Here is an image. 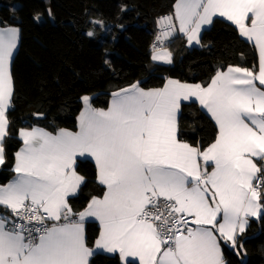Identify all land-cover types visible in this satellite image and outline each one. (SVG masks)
<instances>
[{
	"label": "snow or ice",
	"instance_id": "6c2138e0",
	"mask_svg": "<svg viewBox=\"0 0 264 264\" xmlns=\"http://www.w3.org/2000/svg\"><path fill=\"white\" fill-rule=\"evenodd\" d=\"M217 16L253 44L258 72L229 66L206 87L171 79L148 91L133 84L112 93L107 110L92 108L84 96L78 132L19 131L16 176L0 186V207L12 216L0 217V264H89L88 217L99 222L95 248L118 253L123 264H224L220 241L237 249L248 218L264 212V168L253 159L264 161V89L256 84L264 85V0H176L175 23L161 18L157 40L171 37L178 23L188 45L199 44L202 26ZM17 34L0 31V165ZM152 59L171 63L162 46ZM192 98L217 126L203 150L177 139V113ZM84 155L94 159L106 190L74 212L68 197L82 177L73 166Z\"/></svg>",
	"mask_w": 264,
	"mask_h": 264
},
{
	"label": "trees",
	"instance_id": "16d2710c",
	"mask_svg": "<svg viewBox=\"0 0 264 264\" xmlns=\"http://www.w3.org/2000/svg\"><path fill=\"white\" fill-rule=\"evenodd\" d=\"M175 2L0 0V27H17L20 31L10 71L13 95L7 111L8 135L2 142L5 163L0 168V186L15 176L12 168L21 145L19 130L41 127L52 133L74 131L84 96H91L93 108L105 109L112 93L133 84L157 89L172 78L206 87L217 71L229 66L257 72L253 44L222 17L213 18L201 34L199 46L189 48L186 39L178 36L168 47L171 63L153 62L151 43L157 32L156 18L172 13ZM89 32L94 35L88 36ZM37 114L44 118L36 119ZM178 136L203 150L215 141L217 128L197 103H186L178 117ZM74 170L82 177V184L68 201L74 212H80L93 197H101L105 187L97 181L92 162L79 159ZM0 213L7 211L0 207ZM98 233L96 223H85L89 247L94 246ZM221 244L224 264H264V212L258 219H249L245 232L237 237V249L222 240ZM89 264L123 263L117 255L95 253Z\"/></svg>",
	"mask_w": 264,
	"mask_h": 264
},
{
	"label": "crops",
	"instance_id": "0c3cea01",
	"mask_svg": "<svg viewBox=\"0 0 264 264\" xmlns=\"http://www.w3.org/2000/svg\"><path fill=\"white\" fill-rule=\"evenodd\" d=\"M175 4H176V2H175ZM175 4H174V9H173V12H172V15H173V17H174V15H175ZM217 17H219V16H217ZM215 18V17H214ZM223 18V17H222ZM175 21V20H174ZM210 25L211 24H207V25H204V26H202V29H201V32H200V34H199V39H200V37H201V34L206 30V29H208L209 27H210ZM178 27H179V25H178V23L176 24V29H177V32H178V36H181V37H184L185 39H186V37L182 34V33H180L179 31H178ZM1 28V27H0ZM9 28H11V27H5V28H2V29H9ZM186 44H187V46L189 47V48H193V47H197V46H199V44H197V43H193L191 46H189L188 45V43H187V39H186ZM255 48V47H254ZM256 52H257V50H256ZM153 53V52H152ZM257 56H258V65H257V72H258V70H259V55H258V52H257ZM151 59H152V55H151ZM154 62H156V63H159V64H161V63H164V62H161V61H154ZM166 64H170V63H166ZM227 70V69H226ZM225 70V71H226ZM11 71V70H10ZM169 79H171V80H176V79H172V78H169ZM169 79H167V80H169ZM166 80V81H167ZM166 81H165V83H166ZM176 81H178V80H176ZM180 82V81H179ZM256 82H258V81H256ZM164 83V84H165ZM181 83H184V82H181ZM259 83V82H258ZM186 84H191V83H186ZM164 86V85H163ZM163 86L161 87V88H163ZM261 86H263L264 87V85H261ZM259 87V86H258ZM141 88V87H140ZM261 88V87H260ZM143 89V88H142ZM157 89H160V88H157ZM261 89H263V88H261ZM143 90H145V91H148V90H153V89H143ZM111 101H112V97L110 98V100H109V102H108V106L105 108V109H101V110H107L108 109V107L110 106V103H111ZM89 102H90V105H91V100H89ZM191 102H194V103H197L198 104V106L201 108V110L207 115V116H209L210 118H211V116H210V114L207 112V110L206 109H204L200 104H199V102L197 101V100H195V98H192L191 100H189V101H183L182 102V104H181V107H182V105L183 104H186V103H191ZM11 105V104H10ZM91 107H92V105H91ZM10 108V107H9ZM93 108V107H92ZM95 109V108H94ZM84 110V105H83V108H82V111ZM81 111V112H82ZM81 112H80V114H81ZM180 112H181V108H180V110L178 111V113H177V139L180 141V142H183V141H181L180 139H179V136H178V117H179V114H180ZM80 114H79V116H78V119H77V123H76V129L74 130V131H70V130H66V129H64V130H66V131H69V132H73V133H75V132H78L79 131V117H80ZM212 119V118H211ZM213 121V120H212ZM214 122V121H213ZM214 124H215V122H214ZM33 128H40V129H43V130H45L46 132H49V133H51V134H53V135H55L57 132H59L60 130H58V131H56L55 133H52V132H50V131H48V130H46V129H44V128H41V127H33ZM216 128H217V126H216ZM21 130V129H20ZM19 130V131H20ZM26 130H31V129H26ZM18 139L20 140V142H21V145H20V147L18 148V150L16 151V152H18L22 147H23V142H22V140L20 139V137H19V132H18ZM184 143H186V142H184ZM192 146V145H191ZM15 152V153H16ZM76 162L79 160V159H81V160H88V161H90V162H92L95 166H96V164H95V161H94V159L91 157V156H88V155H84V156H77L76 158ZM254 159V162H256L257 163V165H258V167H259V161L260 160H257L256 158H253ZM201 167L203 168L204 167V162L201 160ZM14 164H15V154H14ZM14 164H13V166H14ZM75 165V164H74ZM3 165H0V168L2 167ZM74 167V166H73ZM214 167V165L212 164V162H209V164H208V166H207V170L210 172L211 170H212V168ZM97 169V168H96ZM75 171V170H74ZM77 174V173H76ZM78 175V174H77ZM15 176H16V173H15ZM15 176H14V178H15ZM79 176V175H78ZM13 178V179H14ZM12 179V180H13ZM12 180H10L9 182H11ZM97 181H98V179H97ZM8 182V183H9ZM8 183H6V184H8ZM5 184V185H6ZM81 184H82V182H81ZM81 184L79 185V187H78V189L76 190V192L73 194V195H71V196H69L68 198H70V197H72V196H75V195H77V193L79 192V189H80V187H81ZM102 185V184H101ZM3 186V185H2ZM104 186V185H103ZM105 187V186H104ZM106 189H104V191H105ZM103 194H104V192H103ZM103 194H102V196L101 197H99V198H102L103 197ZM4 208V207H3ZM5 210H7V209H5ZM262 214V213H261ZM0 217H4V215L2 214V213H0ZM252 218H255V219H258L257 217H249L248 218V222H249V219H252ZM73 219H76V217H73ZM218 220H222V214L221 215H219L218 216ZM53 222V221H52ZM86 222H93V223H96L97 225H98V228H99V232H100V227H99V222L98 221H96L95 220V218H92V217H88V218H86L85 219V221L83 222V226H84V234H85V223ZM54 223V222H53ZM248 225V224H247ZM239 235V234H238ZM98 236H99V233H98ZM238 237V236H237ZM85 238H86V235H85ZM98 238V237H97ZM223 241V240H222ZM220 243H221V241H220ZM223 243L225 244V245H227L228 247H230V248H232L231 247V245L230 244H228V243H225L224 241H223ZM89 247V246H88ZM89 248H92V249H94V252H93V255L95 254V253H101V254H106V255H117L118 257H119V254L118 253H107V252H104L102 249H96L95 248V243H94V246L93 247H89ZM221 251H222V258H223V250H222V244H221ZM92 255V256H93ZM91 256V257H92ZM91 257L89 258V261H90V259H91ZM120 258V257H119ZM129 260H131V258H129ZM123 263V262H122ZM134 263H137V264H139V261L138 260H136V261H134Z\"/></svg>",
	"mask_w": 264,
	"mask_h": 264
},
{
	"label": "built area",
	"instance_id": "2783aa9c",
	"mask_svg": "<svg viewBox=\"0 0 264 264\" xmlns=\"http://www.w3.org/2000/svg\"><path fill=\"white\" fill-rule=\"evenodd\" d=\"M169 16H171V17H173V15H172V13H166V14H162V15H160V16H158L157 18H156V24H157V32H156V34H155V36L153 37V40H152V43H151V49L152 50H154V48L155 47H163V48H167V47H169V45H170V43L173 41V40H175L177 37H178V32H177V30L173 33V35L171 36V37H169L168 39H164V40H160V41H158L157 40V36L161 33V31H162V28H161V26L158 24V21L159 20H161V18H163V17H169ZM173 22L175 23V21H174V17H173ZM259 167H264V161H259ZM255 183V182H254ZM7 211V213L5 214H3L4 215V217H9L10 219L12 218V216H11V212L9 211V210H6ZM48 223V226H51V224L53 223L52 221H48L47 222ZM9 227H11V225H8Z\"/></svg>",
	"mask_w": 264,
	"mask_h": 264
},
{
	"label": "rangeland",
	"instance_id": "374dc122",
	"mask_svg": "<svg viewBox=\"0 0 264 264\" xmlns=\"http://www.w3.org/2000/svg\"><path fill=\"white\" fill-rule=\"evenodd\" d=\"M12 28H14V29H17L18 30V34H17V40H16V48L14 49V51H13V55H12V57H11V59H10V70H11V64H12V60H13V57L15 56V54H16V52H17V49H18V46H19V41H20V31H19V29L17 28V27H11V28H9V29H12ZM8 29H2V28H0V31H7ZM165 49H167V51L169 52V53H171V51H170V49H168V47L166 48L165 47ZM152 50V49H151ZM154 51V50H153ZM152 55H153V53H152ZM152 61H153V59H152ZM154 62V61H153ZM161 64H165V65H167L166 63H161ZM87 97H89V99H91V96H87Z\"/></svg>",
	"mask_w": 264,
	"mask_h": 264
},
{
	"label": "water",
	"instance_id": "95a60500",
	"mask_svg": "<svg viewBox=\"0 0 264 264\" xmlns=\"http://www.w3.org/2000/svg\"><path fill=\"white\" fill-rule=\"evenodd\" d=\"M35 118H36V119H43L44 116H43V115H40V114H37V115L35 116Z\"/></svg>",
	"mask_w": 264,
	"mask_h": 264
}]
</instances>
